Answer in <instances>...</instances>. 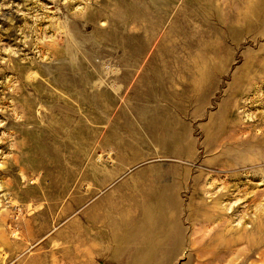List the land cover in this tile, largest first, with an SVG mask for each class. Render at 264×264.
<instances>
[{"label": "rangeland", "instance_id": "obj_1", "mask_svg": "<svg viewBox=\"0 0 264 264\" xmlns=\"http://www.w3.org/2000/svg\"><path fill=\"white\" fill-rule=\"evenodd\" d=\"M160 231L147 264H264V0H0V264Z\"/></svg>", "mask_w": 264, "mask_h": 264}, {"label": "bare ground", "instance_id": "obj_2", "mask_svg": "<svg viewBox=\"0 0 264 264\" xmlns=\"http://www.w3.org/2000/svg\"><path fill=\"white\" fill-rule=\"evenodd\" d=\"M219 222L222 223V218H219ZM164 225H167L166 227H168V230L166 232L168 241H169L168 247L173 251L177 250L179 248V245L182 242H184V240L181 239V236L184 234V230L182 231L179 230L176 235H173L169 230V227L171 225L170 222L165 221ZM199 225H200V228H197ZM199 225L192 226L191 229L193 230L192 232L193 235L196 233L195 230H202L203 228L212 226L210 222L202 223ZM222 227L223 225L220 226L219 224L218 226H214V232L216 231V233H218L219 230L222 229ZM163 232L164 231H160L159 236L161 237L159 240H155V241L151 240L149 237L146 236L141 250H137V251L135 250V254L133 255L134 256L133 260H131L130 263H125V264H147L148 260L154 259L156 256V250L162 245H167L166 234H163ZM136 237H137V234L131 231H128L124 237L119 236L117 238V242L119 244L118 249H117L118 254L127 250L128 246L131 245V242L134 241ZM202 238H203V235L201 236V239ZM190 242L191 244H193V240L191 239V237H190ZM200 255H202V253L198 252L197 257H199V259L201 257ZM219 260H221V258ZM198 264H204V263H198Z\"/></svg>", "mask_w": 264, "mask_h": 264}]
</instances>
